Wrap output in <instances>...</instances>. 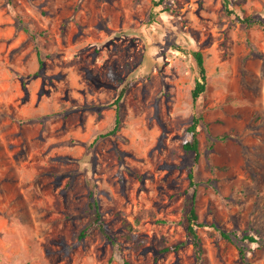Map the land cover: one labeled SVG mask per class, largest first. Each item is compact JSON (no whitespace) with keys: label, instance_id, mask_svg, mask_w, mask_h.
Returning <instances> with one entry per match:
<instances>
[{"label":"rangeland","instance_id":"1","mask_svg":"<svg viewBox=\"0 0 264 264\" xmlns=\"http://www.w3.org/2000/svg\"><path fill=\"white\" fill-rule=\"evenodd\" d=\"M228 1L0 0V264H264V0Z\"/></svg>","mask_w":264,"mask_h":264},{"label":"trees","instance_id":"2","mask_svg":"<svg viewBox=\"0 0 264 264\" xmlns=\"http://www.w3.org/2000/svg\"><path fill=\"white\" fill-rule=\"evenodd\" d=\"M224 3V7L225 10L229 13L233 12L232 10L229 9V1L228 0H223ZM241 22L247 23V24H252V23H261V21H256L253 20L251 18L248 17H244V18H240ZM23 30L25 32H27V34L29 36H31L32 38L35 37V34L32 33L27 26L23 25ZM38 55V62L39 65H41L42 60L39 57V53ZM192 56L195 62V66H194V70H195V75H194V84L193 87L191 89V96H192V100L195 102L201 95L202 93L205 91V87H206V82H207V73H206V69H205V65H204V57L201 51L199 50H194L192 51ZM129 86V83H125V85L122 87V89L120 90L117 98L115 99V102L117 103L124 95L125 91L127 90ZM202 124L204 126H207V123L203 120L202 115H194L191 121V124L188 126L187 128V132L190 135V138L188 140H186L183 143V148L187 151H193V162L194 164L197 163L198 158H199V139L197 137L198 134V128L199 125ZM119 125V117L118 114L116 112L115 114V119H114V125L113 127L107 131L106 133L103 134H99V136H104L107 134H113ZM225 135L220 136V138H224ZM192 174L190 173V184L191 185H196L195 182H193L192 180ZM96 186L94 181L90 182L89 185V189H88V195H87V203H86V212L89 213V220L88 222L85 224L84 227H82L79 232L77 233V237L79 239L83 238L86 236L87 234V230L91 227H97L99 228V230L107 237L108 235H106V231L104 228V223L102 220V216H101V212L99 210V204H98V200L96 197ZM201 226H209V227H213L215 228V224L214 223H210V222H203V221H199L198 220V215L195 211V209L193 207H191V209L189 210L188 214H187V223H186V233L187 236L189 237V239L191 240L192 244L194 245V247H196V249L198 251H201V239L198 235L197 232V227H201ZM220 235L225 238V239H232L237 238L238 234L236 233L235 230L232 231H224V230H219ZM243 238H247L251 241H255L256 239L252 236V235H244ZM184 244V241L176 243V244H169V245H164L162 247H160L159 252H166V251H176L178 250L182 245ZM243 254V251H240Z\"/></svg>","mask_w":264,"mask_h":264}]
</instances>
